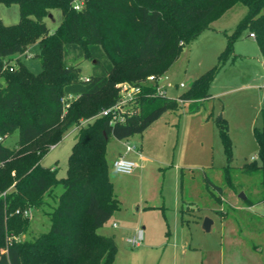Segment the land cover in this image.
Wrapping results in <instances>:
<instances>
[{
  "label": "trees",
  "instance_id": "obj_1",
  "mask_svg": "<svg viewBox=\"0 0 264 264\" xmlns=\"http://www.w3.org/2000/svg\"><path fill=\"white\" fill-rule=\"evenodd\" d=\"M0 2L20 7L16 24L0 19V264H113L115 236L99 232L120 208L109 172L108 143L112 137L122 140L142 133L179 106L175 99L151 95L154 89L141 84L149 75L166 73L185 45L242 4L246 15L231 33L225 32L223 63L202 73L181 95L207 98L218 70L235 59L233 45L244 32L254 33L264 57V0ZM54 10L62 18L52 30L45 18L53 17ZM33 44L40 47L37 73L18 57ZM83 60L93 63L85 77ZM121 82L141 85L142 91L134 113L123 123L111 124L110 116L99 114L120 99ZM219 127L228 160L225 182L234 186L227 122L221 119ZM72 128L78 130L76 141L66 176L59 177V167L44 166L42 160ZM14 132L18 140L8 147L5 139ZM253 133L260 162H246L242 171L261 170L264 192V124ZM58 186L63 187L60 193ZM45 206L50 228L26 237L32 217L24 212Z\"/></svg>",
  "mask_w": 264,
  "mask_h": 264
},
{
  "label": "rangeland",
  "instance_id": "obj_2",
  "mask_svg": "<svg viewBox=\"0 0 264 264\" xmlns=\"http://www.w3.org/2000/svg\"><path fill=\"white\" fill-rule=\"evenodd\" d=\"M247 10L237 4L183 47L167 74L174 85L183 82L185 87L169 88V95L187 91L202 73L223 63L225 32L231 33ZM19 18L18 4L0 2V19L5 24H16ZM61 18V11L54 10L53 17L45 21L54 30ZM248 33L234 42L235 59L218 70L207 98H182L178 108L166 111L142 133L110 139L107 160L120 208L99 232L115 236L118 251L113 264H264L262 171H242L244 163L260 162L253 131L264 124V88L259 87L264 79V57L256 37H247ZM39 53V45L33 44L18 57L37 73L41 70ZM81 67L82 77L93 71L90 60H83ZM221 119L227 122L234 155V186L225 182L228 160ZM77 133L76 128L68 131L42 160L44 166H58L59 177L66 176ZM17 140L18 132H14L4 143L14 147ZM128 146H136L141 157L128 151ZM124 153L138 164L129 174L113 167L114 159ZM56 190L60 193L63 187ZM45 209L49 207L29 210L32 223L26 237L50 228ZM206 219L211 221L210 230L203 228ZM137 228L144 229L145 239L132 247L126 239ZM184 241L189 246L186 254L180 247Z\"/></svg>",
  "mask_w": 264,
  "mask_h": 264
},
{
  "label": "built area",
  "instance_id": "obj_3",
  "mask_svg": "<svg viewBox=\"0 0 264 264\" xmlns=\"http://www.w3.org/2000/svg\"><path fill=\"white\" fill-rule=\"evenodd\" d=\"M75 8H79V5H76ZM252 37H255L254 33H250ZM12 69V68H11ZM169 76L166 73L160 75H149L146 80L141 85H148L154 89L151 95L163 96L171 99H175L177 101H182V93L176 96L169 95L168 89L175 88L179 90L180 88L185 87L183 82L173 84L169 80ZM132 84L130 82H121L117 84V87L120 91V99L113 105L104 108L100 115L110 116L111 117V124H115L117 122L123 123L125 122L128 115H132L134 113V105L137 102V96L142 91V86ZM263 87H264V79H263ZM92 118L83 119L81 124H86L89 121H92ZM2 138L0 137V140ZM128 151H135L141 157V153L137 149L136 146H128ZM137 161L128 158L125 155L118 156L113 161L114 169L119 173H131L137 167ZM26 215L29 214V210L24 212ZM114 226L116 227L117 224L115 223ZM145 238V232L143 228H137L136 233L126 239L127 243L132 247L140 246Z\"/></svg>",
  "mask_w": 264,
  "mask_h": 264
},
{
  "label": "crops",
  "instance_id": "obj_4",
  "mask_svg": "<svg viewBox=\"0 0 264 264\" xmlns=\"http://www.w3.org/2000/svg\"><path fill=\"white\" fill-rule=\"evenodd\" d=\"M247 37H252L249 33L246 35ZM254 38V37H253ZM259 53L261 54V52H260V50H259ZM261 56H262V54H261ZM263 57V56H262ZM259 87H261V88H264L263 87V82H262V84L259 86ZM119 154H122L121 152L119 153ZM128 153H124L123 155H125V156H129V155H127ZM137 154V153H136ZM119 156V155H118ZM117 156V157H118ZM116 157V158H117ZM128 158H131V157H128ZM133 159V158H132ZM115 224V223H114ZM117 224V223H116ZM145 239V238H144ZM180 247L182 248V251H181V253H183V254H186L187 253V249L189 248V246H187V242H182L181 244H180Z\"/></svg>",
  "mask_w": 264,
  "mask_h": 264
},
{
  "label": "water",
  "instance_id": "obj_5",
  "mask_svg": "<svg viewBox=\"0 0 264 264\" xmlns=\"http://www.w3.org/2000/svg\"><path fill=\"white\" fill-rule=\"evenodd\" d=\"M52 17V15H50ZM243 194H241L242 196ZM203 228L206 229V230H210L211 228V221H209L208 219L205 220L204 222V225H203Z\"/></svg>",
  "mask_w": 264,
  "mask_h": 264
}]
</instances>
